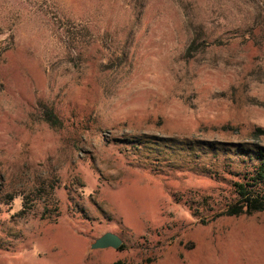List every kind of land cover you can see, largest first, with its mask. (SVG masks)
Returning <instances> with one entry per match:
<instances>
[{
    "label": "rangeland",
    "instance_id": "374dc122",
    "mask_svg": "<svg viewBox=\"0 0 264 264\" xmlns=\"http://www.w3.org/2000/svg\"><path fill=\"white\" fill-rule=\"evenodd\" d=\"M241 146L264 0H0V264H264Z\"/></svg>",
    "mask_w": 264,
    "mask_h": 264
},
{
    "label": "trees",
    "instance_id": "16d2710c",
    "mask_svg": "<svg viewBox=\"0 0 264 264\" xmlns=\"http://www.w3.org/2000/svg\"><path fill=\"white\" fill-rule=\"evenodd\" d=\"M240 153L256 160L252 170L245 176V180L235 184L237 201L230 205L225 214L238 216L264 211V148L241 146ZM257 188L262 190L258 191ZM123 245L120 246V249Z\"/></svg>",
    "mask_w": 264,
    "mask_h": 264
},
{
    "label": "water",
    "instance_id": "95a60500",
    "mask_svg": "<svg viewBox=\"0 0 264 264\" xmlns=\"http://www.w3.org/2000/svg\"><path fill=\"white\" fill-rule=\"evenodd\" d=\"M122 244V240L119 236L112 232H105L101 236L97 237L93 243H91V248L103 249V248H113L118 249Z\"/></svg>",
    "mask_w": 264,
    "mask_h": 264
}]
</instances>
